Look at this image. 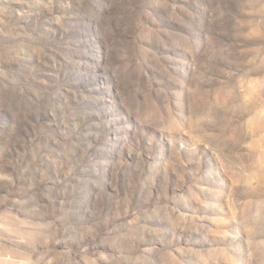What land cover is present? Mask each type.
Listing matches in <instances>:
<instances>
[{
    "label": "rangeland",
    "instance_id": "374dc122",
    "mask_svg": "<svg viewBox=\"0 0 264 264\" xmlns=\"http://www.w3.org/2000/svg\"><path fill=\"white\" fill-rule=\"evenodd\" d=\"M0 264H264V0H0Z\"/></svg>",
    "mask_w": 264,
    "mask_h": 264
}]
</instances>
